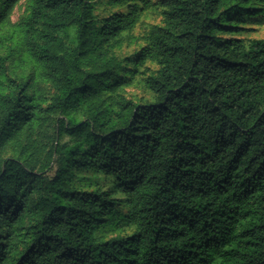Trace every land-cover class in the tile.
<instances>
[{
	"label": "trees",
	"instance_id": "16d2710c",
	"mask_svg": "<svg viewBox=\"0 0 264 264\" xmlns=\"http://www.w3.org/2000/svg\"><path fill=\"white\" fill-rule=\"evenodd\" d=\"M21 1L0 0V264H264V38L241 37L264 0H27L13 23Z\"/></svg>",
	"mask_w": 264,
	"mask_h": 264
},
{
	"label": "rangeland",
	"instance_id": "374dc122",
	"mask_svg": "<svg viewBox=\"0 0 264 264\" xmlns=\"http://www.w3.org/2000/svg\"><path fill=\"white\" fill-rule=\"evenodd\" d=\"M96 13L106 15L114 9H108L107 0H95ZM27 6V0H22L15 8L12 14V22L16 23L20 20L21 16L24 14ZM162 23L161 15L156 10L147 11L141 18V21L135 27V29L130 32L127 36V41L123 47L117 50V54L120 58L130 55L140 48L143 43V36L145 31L153 24ZM245 29H241L242 38H264V14H259L255 17H250L247 23L244 25ZM148 67L154 69L155 65L152 63L147 64ZM141 71L144 67L140 68ZM142 76L140 73L135 78V83L125 88V93L129 98H135L140 101L142 98H151L152 94L145 87ZM94 180H100L95 178ZM114 235V233L109 232L107 237Z\"/></svg>",
	"mask_w": 264,
	"mask_h": 264
}]
</instances>
